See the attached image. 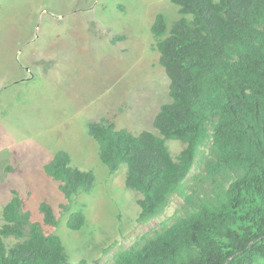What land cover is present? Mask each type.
<instances>
[{"label": "trees", "instance_id": "1", "mask_svg": "<svg viewBox=\"0 0 264 264\" xmlns=\"http://www.w3.org/2000/svg\"><path fill=\"white\" fill-rule=\"evenodd\" d=\"M169 1L179 18L169 26L158 14L151 26L169 80L170 103L153 119L157 134L118 130L107 118L87 129L110 174L126 166L124 186L141 196L139 223L158 219L174 197L182 203L104 264H264V0ZM169 140L183 144L175 157ZM43 172L67 201L94 184L92 171L72 167L62 150ZM11 194L1 211L0 264H86L70 262L61 239ZM38 210L44 225H58L48 203ZM85 223L78 211L66 226Z\"/></svg>", "mask_w": 264, "mask_h": 264}, {"label": "rangeland", "instance_id": "2", "mask_svg": "<svg viewBox=\"0 0 264 264\" xmlns=\"http://www.w3.org/2000/svg\"><path fill=\"white\" fill-rule=\"evenodd\" d=\"M158 14L169 26L179 18L169 0H0V225L15 190L31 221L61 239L70 262L104 264L179 208L174 197L158 219L139 223L141 196L125 188L126 166L110 174L87 129L107 118L118 130L157 134L153 119L170 103L151 34ZM166 144L173 157L183 148ZM60 150L72 167L94 175L91 191L70 201L43 172ZM207 150L200 148V158ZM198 172L195 166L188 176ZM41 202L57 226L43 224ZM78 211L85 226L71 231L66 222Z\"/></svg>", "mask_w": 264, "mask_h": 264}]
</instances>
